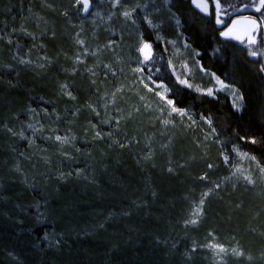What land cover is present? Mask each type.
Here are the masks:
<instances>
[{
  "label": "trees",
  "instance_id": "16d2710c",
  "mask_svg": "<svg viewBox=\"0 0 264 264\" xmlns=\"http://www.w3.org/2000/svg\"><path fill=\"white\" fill-rule=\"evenodd\" d=\"M91 2L85 17L70 0H0V264H264L258 64L236 41L223 42L214 30L221 25L178 0H121L123 8L113 0ZM137 4L133 23L121 13ZM144 16L156 25L150 32ZM141 35L161 63L193 61L200 53L208 73L235 81L243 110L180 85L168 72L164 81L176 92L169 98L188 109L192 122L183 134L165 131L159 123L169 117L167 108L154 103L160 100L143 91L133 71ZM192 69L200 78L197 62ZM149 110L151 117L144 116ZM233 166L253 168L256 185H237L228 172ZM206 175L225 186L209 198L201 226L188 227ZM251 209L259 219L243 221ZM203 229L245 255L217 260L203 251L209 241Z\"/></svg>",
  "mask_w": 264,
  "mask_h": 264
},
{
  "label": "snow or ice",
  "instance_id": "6c2138e0",
  "mask_svg": "<svg viewBox=\"0 0 264 264\" xmlns=\"http://www.w3.org/2000/svg\"><path fill=\"white\" fill-rule=\"evenodd\" d=\"M190 3L195 6L197 10L201 13L206 14V18L212 21L215 25H221L223 30L219 28H215L214 30L218 32L220 37H224L225 40L223 41L226 43L229 40H237L245 43V48L243 51L247 53L248 57L252 58H259V60H264V0H252V3H243L240 0V6L238 7L236 3H233L232 0H211V7L212 12H210V3L208 0H190ZM70 7H82L83 11L87 12L90 6V0H70ZM113 7H121L123 8L124 5L121 3V0H113ZM141 7L140 5H133L131 8L125 9L122 11L123 17L126 19L132 20L135 23L133 18V14L135 13L136 9ZM146 7V6H145ZM252 7L255 9L257 13H260L259 18H253L252 16H244L241 15L242 9H247ZM99 15V13H96ZM64 16H68V12L65 11L63 13ZM238 16L237 19H232V16ZM214 17V18H213ZM146 23L152 27L156 28V25L153 24V21L149 19L148 16H144L143 18ZM177 26L180 25V20L176 19ZM79 35V34H77ZM259 37V38H258ZM161 37L157 36V40H160ZM77 43L79 45H83L84 41L78 39ZM175 46V41H169ZM185 48H188L189 45L187 43L184 44ZM215 51H219L216 49ZM195 55L199 56L200 53H195ZM43 59H47L44 57ZM164 58L162 56H155L153 51V45L143 39L141 35L139 46L137 47V64L138 66L133 70L136 73L140 74L141 82L143 83L146 79L148 83H144V87L148 89L149 92L154 91L155 95L159 98L162 106L168 109L169 115L175 113L180 117L188 116L189 115L188 109L179 107L177 99L169 98V95L172 96L176 95V92L173 91V88H170L167 83L164 82V78L168 73V69L172 67L171 61H165L161 63ZM259 60L256 61L259 63ZM22 63H26L27 61H21ZM77 62H80L79 55L77 56ZM197 64L200 68V71L206 72L204 66L197 61ZM151 65V68L149 67ZM110 69V66H105ZM91 71V69H90ZM174 71V69H173ZM260 73L264 74V63L259 64V68L257 69ZM212 80L215 82V85L219 87L220 90L227 91L231 97L232 108L236 112H241L243 110V102H244V94L241 92L240 88L236 86L235 81L226 83V79H230L229 77H225V79H221L220 76H217L215 72H206ZM153 75H155V79H153ZM159 81V83H157ZM176 81L180 85H185L188 88H191L192 85L189 84L187 79H180L178 76L176 77ZM149 84L153 85V87H149ZM61 88L67 91V85H61ZM178 91V89H177ZM197 92H201L202 95L213 96L216 88L215 87H208L205 90H201L200 88L196 89ZM67 95L71 96V92H67ZM75 99L74 97H72ZM34 111V110H33ZM99 115V113H97ZM201 119L204 120L209 126L212 125L213 121L211 118H207L201 116ZM102 123L107 124L108 121H102ZM29 127H33L29 125ZM95 127V126H93ZM212 132L215 134L216 129L212 128ZM21 135H23L21 133ZM110 135V134H109ZM96 136L100 137L101 133L99 131L96 132ZM55 139L57 141H61L62 143H67V137H60L56 136ZM240 139H246L245 137H240ZM251 143H256L255 138L250 140ZM233 151H237L235 146L233 147ZM242 155H247L242 154ZM225 162L228 161V157L225 155L224 157ZM251 159H255V157H251ZM209 168L212 165H208ZM264 171V169H262ZM207 177H201V179H206ZM244 179L248 180L250 183L252 182L250 177L245 176ZM215 188H219V185L216 184ZM212 191V189H208V191L201 193V198L198 202H195L192 208V217L190 221L186 223L196 224L198 222V218L202 213L203 205L205 202V197ZM208 247L213 249H218L219 251H225L222 245L218 244H209ZM235 252V250H233ZM242 254V253H237Z\"/></svg>",
  "mask_w": 264,
  "mask_h": 264
},
{
  "label": "bare ground",
  "instance_id": "6f19581e",
  "mask_svg": "<svg viewBox=\"0 0 264 264\" xmlns=\"http://www.w3.org/2000/svg\"><path fill=\"white\" fill-rule=\"evenodd\" d=\"M178 1H180V3H185L186 5H188V7H191L192 8V6L195 8V6L194 5H192L191 3H190V0H178ZM243 1V0H242ZM246 3H248V1L247 0H244ZM208 2L210 3V11L212 12V7H211V0H208ZM232 2L233 3H236L237 4V2H240V0H232ZM258 2V1H257ZM98 3H103V0H98ZM93 3L91 2V0H90V8H89V10L87 11V12H85V11H83V9H82V7H81V13H82V15L83 16H85V17H89L90 15H91V13L93 12V5H92ZM178 6L179 7H183V5L182 4H179L178 3ZM238 6V5H237ZM239 7V6H238ZM241 15H244V16H252L253 18H256V15L258 14L256 11H255V9L254 8H252V7H249V8H247V9H242V11H241V13H240ZM214 18V17H213ZM238 18V16H232V19H237ZM164 25L166 26L167 25V27H174V24H173V22H171V21H166L165 23H164ZM148 28H149V32H150V29H151V27L148 25ZM144 29H146V26L144 27ZM146 34V33H145ZM234 41H236L238 44H240V45H242L243 47H245V43H243V42H241V41H237V40H234ZM149 43H151V42H149ZM153 46H154V43H151ZM166 50H167V46L166 45H164L163 46ZM154 49V48H153ZM179 54H181L182 55V53H179ZM184 58V57H183ZM188 58V57H187ZM252 58V57H251ZM252 60L254 61V62H256V61H258L259 60V58H252ZM197 61H199L201 64H202V62H201V60L199 59V57L197 56V58L196 57H194V60L192 61V60H190L189 58H188V60L187 61H185L184 62V64H183V66H184V69H183V74H184V79H187L188 80V82H189V84H191L192 85V87L191 88H188L187 86H185L184 85V87H186V88H188V89H191V90H193L194 92H196V93H199V94H201V92H197L196 91V89L197 88H200L202 91L203 90H205L206 88H208V87H215L216 88V91H215V93H214V95L213 96H208V97H210V98H213V99H215V100H217V99H224V98H226L227 100H229V102H230V104H231V100H232V97H231V95L227 92V91H224V90H220L219 89V87L218 86H216L215 85V82L212 80V78L209 76V75H207L206 74V72H202V75H201V77L200 78H195L194 77V75H193V67H192V65L194 64V63H196ZM257 63V62H256ZM260 63H264V60H259V63H257L258 64V67H259V64ZM171 64H172V67L171 68H169L168 69V72L169 73H171V74H173L174 75V77L176 78L178 75H181L180 74V70L178 69V67H176V65L171 61ZM203 65V64H202ZM204 66V65H203ZM205 68V67H204ZM173 69H174V71H173ZM206 70V69H205ZM178 74V75H177ZM217 74V73H216ZM217 76H220V75H218L217 74ZM221 77V76H220ZM155 78V75H153V79ZM221 79H223L222 77H221ZM165 82V81H164ZM144 83H148V81L145 79L144 80V82H143V91L145 92V93H147V94H149V95H151V96H155V98L156 99H159L156 95H155V89H154V91H152V92H149L148 91V89H146L145 87H144ZM157 83H159V81L157 82ZM166 83V82H165ZM196 83H201V84H196ZM208 85V86H207ZM149 87H153L154 88V86L153 85H151V84H149ZM207 96V95H206ZM232 105V104H231ZM168 116H172V114L171 115H169V112H168V114H167ZM189 119V118H188ZM190 120V119H189ZM192 122V121H191ZM194 123V122H193ZM241 157H243L242 155H241ZM244 159H250V160H252L255 164H256V160L255 159H251L250 157H243ZM221 170H224L223 168H219L217 171H221ZM235 168H234V166L233 167H230V171H228V172H231L230 173V177L233 179V181H235L236 183H237V181L234 179V174H235ZM204 177H207V178H212L211 176H209V175H206V176H204ZM206 178V179H207ZM206 179H199L198 181H199V188H200V194H199V196H198V198H197V200L195 201V202H198L199 200H200V198H201V193L202 192H205V191H208V189H212V191L205 197V202H204V205H203V210H202V212H206V206H207V204H208V202H209V198H211L212 196H215L216 194V192L218 191V190H220L223 186H225L224 184H218V183H214L213 181H211V180H208V181H205ZM244 181H247V183H249V181L248 180H244ZM243 181V182H244ZM255 185H256V182H253ZM216 184H218L219 185V188H215L214 186L216 185ZM241 184H243L242 182H241ZM223 185V186H222ZM238 185V184H237ZM244 185V184H243ZM249 186V185H248ZM195 202H193L192 203V205L190 206V209H191V212H192V208H193V205H194V203ZM202 216H199V218H198V222L196 223V224H192V223H187L189 226L188 227H192V228H198L199 226H201L200 224L202 223V220H204L207 216H204V217H202ZM191 219H193V217H191V218H186L185 220H186V222L187 221H190ZM202 232L204 233V236H205V238H207V240L209 239V241H207L206 242V246L203 248V251H205V252H212V254H214V256H216V254H218V259L217 260H219V261H224L225 260V258H226V256H236V257H243L245 254V252L243 251V249L242 248H238V247H231V243H227V242H223V240L222 239H220L217 235H213V233H214V231H212V229H203L202 230ZM233 232V231H232ZM232 235H234V233L232 234ZM209 244H218V245H222L223 246V248L225 249V251H219L218 249H213V248H210V247H208V245ZM233 250H235V252L233 251ZM237 253H242V254H237ZM221 258V259H220Z\"/></svg>",
  "mask_w": 264,
  "mask_h": 264
},
{
  "label": "rangeland",
  "instance_id": "374dc122",
  "mask_svg": "<svg viewBox=\"0 0 264 264\" xmlns=\"http://www.w3.org/2000/svg\"><path fill=\"white\" fill-rule=\"evenodd\" d=\"M244 1V0H243ZM248 1V3L249 4H251L252 3V0H247ZM258 1V0H257ZM95 6V5H94ZM134 16V18H135V15H133ZM184 43V42H183ZM183 64L184 63H177V65H176V67H178V69L180 70V74L181 75H178V77L180 78V79H184V74H183V69H184V66H183ZM194 66V64L192 65V67ZM156 105H158V106H160V107H162V108H164L163 106H162V104H161V102L160 101H155L154 102ZM145 106L148 108V103L147 104H145ZM168 110V109H167ZM162 111H164V110H162ZM152 111H148L146 114H144V116L146 115V116H150L151 117V115H152V113H151ZM161 113V112H160ZM153 120H152V118L150 119L149 118V122L151 123ZM160 125H162L163 126V129H165V131L166 130H168L167 128H170V129H172V130H174L175 131V133H177V135H179V134H183V130H185V129H183V128H187V129H190V126H188L189 124H191V120H189L188 118H187V116H184V117H180L179 115H177V114H175V113H173L172 114V116H169L167 119H165V120H161L160 121V123H159ZM160 128V127H159ZM184 133H186V132H184ZM245 161L246 162H251L252 164H254V162L252 161V160H250V159H245ZM257 168V167H256ZM245 176H247V177H250V179H251V183L249 182V186H255V184L253 183V182H257V174L256 173H254V170H253V168L251 169L250 167H248V168H244V167H237L236 168V170H235V174H234V179L237 181V184L239 185V186H242L243 184H241V182L243 183V181L244 180H246V179H244V177ZM238 186V187H239ZM201 215L202 216H204L205 215V212H202L201 213ZM241 215V214H240ZM256 219H259V216H258V214H256V213H253V211H252V209L249 211V210H246V212L244 213V217H243V221H254V222H256ZM238 259V258H240V257H235V259Z\"/></svg>",
  "mask_w": 264,
  "mask_h": 264
},
{
  "label": "water",
  "instance_id": "95a60500",
  "mask_svg": "<svg viewBox=\"0 0 264 264\" xmlns=\"http://www.w3.org/2000/svg\"><path fill=\"white\" fill-rule=\"evenodd\" d=\"M89 8H90V6H89Z\"/></svg>",
  "mask_w": 264,
  "mask_h": 264
}]
</instances>
